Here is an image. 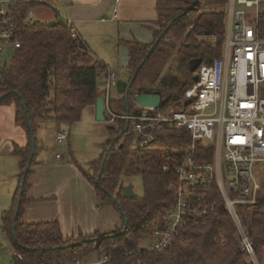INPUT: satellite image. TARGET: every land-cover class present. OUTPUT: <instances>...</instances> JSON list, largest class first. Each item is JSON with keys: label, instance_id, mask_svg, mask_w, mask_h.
<instances>
[{"label": "trees", "instance_id": "trees-1", "mask_svg": "<svg viewBox=\"0 0 264 264\" xmlns=\"http://www.w3.org/2000/svg\"><path fill=\"white\" fill-rule=\"evenodd\" d=\"M192 1H160L159 24L151 29L152 40L149 43L136 39L122 41L128 55L127 82L134 75L135 78L123 94L117 114L135 112L133 96L150 87L160 90L162 113L178 108L184 91L194 82L189 61L199 58L207 63L221 56L225 0H196L189 8ZM35 3L26 0L15 5L21 46L0 68V105H14L15 123L28 137L25 146L16 145L12 152L19 159V187L1 219V230L14 250V264H65L91 256L97 264H250L239 248L235 229L220 201L205 223L184 231L190 238L187 244H174L164 251L141 248L142 240L164 225L172 199L167 185L181 158L183 144L189 139L183 128L157 130L151 134L149 143L139 146L131 143L134 133L129 123L116 119V127L108 128L110 135L103 144L101 158L92 164L93 174L82 169V174L94 187L96 207L112 205L116 208L121 216V227L103 234L95 231L66 237L56 220L22 221L23 206L29 201L25 192L30 170L26 175L24 171L32 164V137L37 127L44 119L66 125L79 121L82 112L94 107L96 99L103 97L98 80L107 72V66L99 59L87 65L76 63L80 56L92 59L90 49L66 21L56 18L51 23H38L36 20L24 26L22 17L36 6ZM260 23L264 33V15ZM198 36L204 38L198 39ZM210 36L213 38L209 39ZM151 70L155 75H148ZM176 81L180 82L178 87ZM120 132L123 134L114 141ZM165 165L168 170H164ZM129 175L140 176V196L123 197L122 177ZM259 207L246 222L257 249L264 246V197ZM220 233H224V240Z\"/></svg>", "mask_w": 264, "mask_h": 264}, {"label": "built area", "instance_id": "built-area-1", "mask_svg": "<svg viewBox=\"0 0 264 264\" xmlns=\"http://www.w3.org/2000/svg\"><path fill=\"white\" fill-rule=\"evenodd\" d=\"M20 1L26 0H0V58L7 50L13 52L21 46L15 8ZM263 15L264 0H225L221 56L199 64L197 79L184 91L180 106L166 113L161 112V105H136L133 113H115L108 93L115 88L116 73L109 68L104 73L108 122L133 121L135 144L149 143L157 130L183 128L188 132L189 139L167 185L172 199L164 225L146 236L148 242L141 248L164 251L174 244H187L190 238L184 231L205 223L220 201L242 253L250 264H264V246L255 248L246 226L264 197L260 169L264 163ZM112 16H117L116 8ZM34 21L35 13L30 9L22 24ZM55 134L58 141L66 138V131ZM164 170H168L167 165ZM219 235L225 239L224 233ZM97 263L75 259L65 264Z\"/></svg>", "mask_w": 264, "mask_h": 264}, {"label": "crops", "instance_id": "crops-1", "mask_svg": "<svg viewBox=\"0 0 264 264\" xmlns=\"http://www.w3.org/2000/svg\"><path fill=\"white\" fill-rule=\"evenodd\" d=\"M40 1H44L54 10L55 19L59 18L69 23L75 34L89 48H93L92 38L107 39L113 35L117 36H113V39L122 45L123 40L133 39L149 43L152 40L151 29L157 28L159 24L158 3L163 0H119L117 3L115 0ZM114 8L117 9V16L113 18ZM124 48L127 65L125 45ZM99 86L103 90L101 97L104 100V85ZM86 109L96 120L95 106ZM105 112V121H108ZM85 121L92 122V119L89 117ZM75 123L71 125L56 123L54 128L57 129L54 132L66 131L68 139ZM40 137L41 143L38 142L35 132V149L32 153V164L27 179L28 188L25 192L29 201L23 206L22 221L36 223L56 220L66 237L79 233L92 234L95 231L103 234L121 227V216L115 215L112 205L96 207L94 187L73 160L62 155L46 156L41 153L46 145L41 135ZM65 140L57 141L60 146H65L67 143ZM27 141L25 130L15 123L14 105L12 103L0 105V244L9 242L1 230L2 213L11 206L13 196L19 187V159L12 152L16 145L25 146ZM13 254L14 250L12 256Z\"/></svg>", "mask_w": 264, "mask_h": 264}, {"label": "rangeland", "instance_id": "rangeland-1", "mask_svg": "<svg viewBox=\"0 0 264 264\" xmlns=\"http://www.w3.org/2000/svg\"><path fill=\"white\" fill-rule=\"evenodd\" d=\"M36 1V6L33 8L35 13V18L38 23H51L54 22V10H52L44 1L34 0ZM194 1V0H193ZM192 1V2H193ZM50 4V3H48ZM192 4V3H191ZM190 4V6H191ZM58 6V5H57ZM189 6V7H190ZM200 8V6H199ZM220 9V7H218ZM222 10V8H221ZM102 26V25H101ZM117 37L116 35H113ZM108 37L107 39H101L100 37H94L91 40L93 48L90 47V56L92 59H87L85 57H78L76 63L78 65H87L90 64L93 59H99L102 61L110 71L116 73L117 80H124L127 81L128 79V72L126 69V57H125V48L124 45L120 44L115 41L114 37ZM12 56V51L7 50L0 58V68L4 63L10 61ZM167 68L165 67L162 71V75ZM175 70V69H174ZM197 72V70L195 71ZM155 71H149L148 75L153 76L155 75ZM192 74L194 72H191ZM143 77H147L143 75ZM105 76L100 75L98 84L104 85ZM182 79H180L181 81ZM177 82V81H176ZM179 86L180 82H177ZM176 87V88H177ZM106 95V92H105ZM104 95V97H105ZM109 96V104L110 107L113 109L115 113L120 112L119 104L123 98V94H119L114 87H111L108 93ZM118 106V107H116ZM87 109L82 112L81 118L78 122H76L72 129L70 138H66L65 146H60L58 141L55 138V130L54 128L56 123H54L51 119H44L41 124L36 129V138L39 143L40 142V135L42 136V140L46 147L41 152L46 156H55L62 155L64 158L68 157V159L73 160L81 169L85 170L88 174H93L92 164L94 161L99 160L103 153V144L108 141L109 139V127L114 126L116 127L117 120H115L112 124L108 121L99 122L96 121L92 116V114H88ZM107 118L109 117L107 111ZM92 119V122H86L85 120ZM130 131L133 128V121H129ZM121 133V132H120ZM135 137L136 134H133V139L131 143L135 144ZM121 143V141H120ZM119 143V144H120ZM130 149L131 147H127ZM39 156V155H38ZM262 174L261 179L264 182V163L261 164ZM124 179V186L131 184L132 192L136 196H140L142 194V182L140 176L138 175H129ZM113 207V206H112ZM114 212L116 216H120V213L114 208ZM121 218V217H120ZM148 242V238H144L142 240V244H146ZM12 246L10 242L5 241L4 243L1 242L0 244V264H14L13 257H12ZM95 257L91 256L90 259H82L84 262L93 261Z\"/></svg>", "mask_w": 264, "mask_h": 264}, {"label": "water", "instance_id": "water-1", "mask_svg": "<svg viewBox=\"0 0 264 264\" xmlns=\"http://www.w3.org/2000/svg\"><path fill=\"white\" fill-rule=\"evenodd\" d=\"M196 0L192 2V5L189 7L191 8ZM152 51V48L149 50L148 54ZM201 63V59L199 58H194L189 61V69L191 72H194L193 79H197V73L195 72ZM142 64H140L136 70L137 71L140 69ZM135 75L132 76L131 80L129 82L124 81V80H117L115 89L119 94H125L127 90L131 87L133 81H134ZM133 102L139 106V107H159L162 102L163 98L160 93V90L157 87H150L147 89L146 92H141L137 93L133 96ZM105 111V106H104V101L102 97H98L95 101V118L96 121L103 122L106 120V116L104 114ZM123 133L121 132L118 134L115 138L114 141L118 140L119 137ZM35 149V136L32 137V153L34 152ZM29 170V167H27L24 171V175H26L27 171ZM22 191H20L19 195L21 196ZM122 195L125 198H133L136 195L133 194L132 192V186L131 184H128L122 188ZM20 204V199L18 200V205Z\"/></svg>", "mask_w": 264, "mask_h": 264}]
</instances>
